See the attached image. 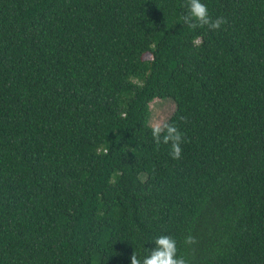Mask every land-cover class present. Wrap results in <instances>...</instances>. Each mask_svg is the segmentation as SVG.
I'll list each match as a JSON object with an SVG mask.
<instances>
[{"label":"trees","instance_id":"16d2710c","mask_svg":"<svg viewBox=\"0 0 264 264\" xmlns=\"http://www.w3.org/2000/svg\"><path fill=\"white\" fill-rule=\"evenodd\" d=\"M203 2L0 0V264H264V0Z\"/></svg>","mask_w":264,"mask_h":264},{"label":"clouds","instance_id":"9594fccd","mask_svg":"<svg viewBox=\"0 0 264 264\" xmlns=\"http://www.w3.org/2000/svg\"><path fill=\"white\" fill-rule=\"evenodd\" d=\"M187 15L185 22L190 27L207 26L210 30H219L224 23L222 17L213 19L209 8L203 0H188L186 5ZM152 136L157 143L170 144V155L173 159H179L182 154V133L173 124L163 127L157 126L152 129ZM186 243H193V238L188 237ZM154 248L146 249L147 255L138 257L135 253L130 258V264H188L184 257L178 255L177 242L170 236L161 235L155 238Z\"/></svg>","mask_w":264,"mask_h":264},{"label":"rangeland","instance_id":"374dc122","mask_svg":"<svg viewBox=\"0 0 264 264\" xmlns=\"http://www.w3.org/2000/svg\"><path fill=\"white\" fill-rule=\"evenodd\" d=\"M175 110V104L170 99H156L150 104L149 125L154 128L163 127Z\"/></svg>","mask_w":264,"mask_h":264}]
</instances>
